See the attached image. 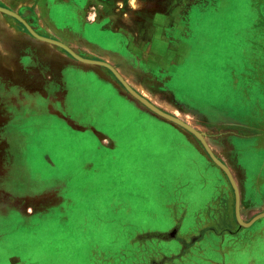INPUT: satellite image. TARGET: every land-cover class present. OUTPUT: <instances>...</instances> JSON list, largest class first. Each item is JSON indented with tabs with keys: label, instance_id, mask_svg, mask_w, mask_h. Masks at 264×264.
<instances>
[{
	"label": "rangeland",
	"instance_id": "rangeland-1",
	"mask_svg": "<svg viewBox=\"0 0 264 264\" xmlns=\"http://www.w3.org/2000/svg\"><path fill=\"white\" fill-rule=\"evenodd\" d=\"M0 7L82 58L110 64L152 105L198 131L239 191L247 177L264 180V0ZM8 12L0 11V264H188L182 256L200 249L203 230L218 220L236 226L226 246L263 239L264 218L238 222L235 190L198 136L139 109L111 70L34 37ZM83 152L99 155L89 179L71 172ZM209 200L216 212L203 222ZM240 212L249 223L262 211L248 200ZM153 221L161 227L121 245L123 223Z\"/></svg>",
	"mask_w": 264,
	"mask_h": 264
},
{
	"label": "crops",
	"instance_id": "crops-1",
	"mask_svg": "<svg viewBox=\"0 0 264 264\" xmlns=\"http://www.w3.org/2000/svg\"><path fill=\"white\" fill-rule=\"evenodd\" d=\"M263 38H264V35H263ZM124 95L126 97H128L131 101L135 102L136 105L139 107V109L145 110L142 106V103L140 101H138L136 98H134L133 96H131L130 94H127V93H124ZM91 117L93 118V120H95L93 116H91ZM100 123L102 124V122H100ZM94 156H95V154H94ZM79 157L80 158L79 159L77 158L76 162H74V164L72 165L71 172L75 171V173H76V171H77L78 172L77 174L84 173L86 175L85 178L89 179L90 175H93V174L95 175L97 169L98 168L100 169L101 166L99 164V155H97L93 158L91 156V153L86 154L85 152H83V153L79 154ZM263 179H264V177H263ZM89 181H91V180H89ZM86 182H88V181H86ZM261 182H263V183H261ZM239 184H240L241 199H242L241 205H244V203H246L249 200L251 202V206H255V208L258 209L259 212H261V211L264 212V180H261L258 177L255 178L253 176H250V177H247L246 180L242 181ZM254 192H257V194L254 195L253 194ZM210 204H211V200H209L207 204L206 203L204 204L203 218H202L203 222H205L207 219L211 220L212 212H216L215 210L211 209ZM137 211H140V210H137ZM140 212H139V217H141V220L143 222L144 218H142V215H141L142 212L141 213ZM134 214L138 215V213H136V212H134ZM198 217L199 216H197L195 213L193 216V219H192V223H191L192 225H194L195 222L199 219ZM261 219H263V218H261ZM261 219H259V220H261ZM218 223H219V225L215 228L209 229L207 227L206 229L203 230V231L208 232V238H206V239L202 238L201 239L202 243L199 242L200 243L199 246L201 247L200 249H198L196 252H195V248L192 251L188 250L185 257L182 256V258H186L188 264H204V263H208V264H264V228L262 229V235H259V237L263 238L262 240L244 239L243 241H234L233 245H227L226 246L224 238L229 233H234L236 231V226L227 228L226 226L221 225L222 223L219 220H218ZM156 225H158V224L155 223L154 226H151V227L144 226L141 228L140 227L137 228V225L132 224L130 222L129 223H123V225L121 227V230L123 231V235H122L123 238H122V242H121L122 244L121 245L129 246L132 243H134L135 240L137 242H140V241H138L139 239H136V238H140L141 235H143V237H144V234L147 231L150 230V232H153V231H156L157 229H159L161 227V226H156ZM169 226H170V224H169ZM113 228L114 227H110V228L108 227L107 229H110V231H111V229H113ZM17 229H19V228H17ZM116 229H118V228L115 226L114 232L117 231ZM19 230L23 231V229L22 230L19 229ZM228 230L231 232H229ZM211 231L213 233L210 234ZM131 232H136L135 233L136 236L134 237L133 240L130 238ZM202 234H203V232H202ZM209 234H210V237L213 236L214 238H209ZM115 235L116 234H114V238L116 239L117 236H115ZM124 240L126 241V243H124ZM144 241H146L145 238H144ZM192 241H194V240H192ZM108 242L109 243L111 242L110 245L113 244V248L120 245V244H117L113 240L112 236H111V239L109 238ZM205 242L208 243V245H206ZM239 242H241V243H239ZM255 243H257L258 245H256ZM178 245L179 244H177V246ZM185 245L188 246L189 244H187V242H185ZM199 246H198V248H199ZM232 249H235V253L237 255H239V257H240L235 262L231 261L232 256L230 254V250H232ZM198 251L201 252V255H198V253H199ZM246 252L249 253L250 255L247 256L246 258L242 257V253H246ZM108 253H110V252H108ZM7 259H8V257L6 256V260ZM95 260L97 263H99V259H98L97 254H96ZM2 261H4V256H3ZM113 262H115L114 259H113Z\"/></svg>",
	"mask_w": 264,
	"mask_h": 264
},
{
	"label": "water",
	"instance_id": "water-1",
	"mask_svg": "<svg viewBox=\"0 0 264 264\" xmlns=\"http://www.w3.org/2000/svg\"><path fill=\"white\" fill-rule=\"evenodd\" d=\"M0 11H5L8 12L6 10H4L3 8L0 7ZM10 13V12H8ZM13 16H15L16 18H18L19 20H21L25 26L28 28V30L30 31V33L45 42H48L50 44L53 45H57L61 48H63L64 50H66L68 53H70L74 58H76L77 60H79L80 62H84V63H88V64H94V65H100V66H104L106 68H108L109 70H111L114 75L119 79V81L123 84V86L126 88V90L134 97L136 98L138 101H140L142 104H144L145 106H147L148 108H150L153 112H155L156 114L169 119L173 122H175L176 124H179L181 126H183L184 128H186L187 130L191 131L193 134H195L196 136L199 137V139L202 141L205 149L207 150V152L209 153V155L211 156L212 160L222 169L224 170V172L227 174L234 190H235V198H236V206H235V213H236V217L237 220L240 224L244 225V226H250L254 221H257L261 218H264V212L259 214L258 216H256L251 222L249 223H245L241 217V212H240V191L238 188V185L232 175V173L230 172V170L228 169V167L222 163V161H220L215 154L213 153V151L211 150V148L209 147L208 143L205 141V139L202 137V135L196 131L194 128H192L191 126H189L188 124H186L185 122L169 115L166 114L165 112H163L162 110L158 109L156 106L152 105L149 101H147L144 97H142L141 95H139L135 90H133L130 85L122 78V76L118 73V71L112 67L110 64L106 63V62H102V61H97V60H92V59H85L82 58L81 56H79L78 54H76L72 49H70L68 46H66L65 44L50 39V38H46L43 36L38 35L20 16L14 14V13H10Z\"/></svg>",
	"mask_w": 264,
	"mask_h": 264
}]
</instances>
